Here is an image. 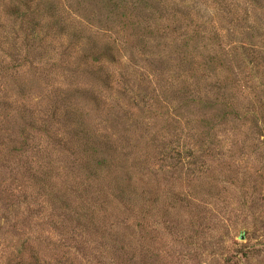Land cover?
<instances>
[{
	"label": "rangeland",
	"instance_id": "obj_1",
	"mask_svg": "<svg viewBox=\"0 0 264 264\" xmlns=\"http://www.w3.org/2000/svg\"><path fill=\"white\" fill-rule=\"evenodd\" d=\"M0 264H264V0H0Z\"/></svg>",
	"mask_w": 264,
	"mask_h": 264
}]
</instances>
